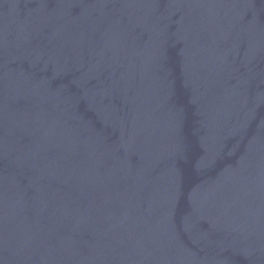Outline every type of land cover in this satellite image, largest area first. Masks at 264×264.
<instances>
[{
    "label": "water",
    "instance_id": "95a60500",
    "mask_svg": "<svg viewBox=\"0 0 264 264\" xmlns=\"http://www.w3.org/2000/svg\"><path fill=\"white\" fill-rule=\"evenodd\" d=\"M0 264H264V0H0Z\"/></svg>",
    "mask_w": 264,
    "mask_h": 264
}]
</instances>
